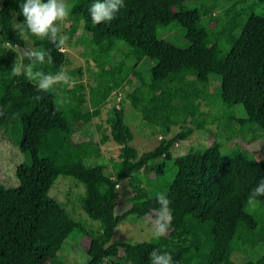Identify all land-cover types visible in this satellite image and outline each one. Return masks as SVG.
<instances>
[{
    "label": "trees",
    "instance_id": "1",
    "mask_svg": "<svg viewBox=\"0 0 264 264\" xmlns=\"http://www.w3.org/2000/svg\"><path fill=\"white\" fill-rule=\"evenodd\" d=\"M228 1V6L218 13L211 10L206 18L204 7L223 6L224 0H124L116 19L93 26L88 9L94 0H68L70 34L79 25L90 34L86 56L97 63L99 71L89 98L79 93L82 83H76L62 103L54 89L59 85L38 92L23 76L9 78L15 60L29 61L24 53L19 55L6 45L24 47L29 39L34 50H50L53 63L40 68L45 73L59 72L65 54L47 40L20 36L24 21L20 4L25 0H0V82L8 83L0 89V107L7 108L0 109L5 111L0 130L24 155L15 168L18 183H0V264H54L61 249L40 242L38 235L43 233L82 240L88 255L84 264H149L153 249L170 253L173 264H241L232 260L235 251L247 257L243 264H264V197L257 198L255 208L247 204L252 189L264 180V158H253L242 149L220 155L190 151L173 156L172 146L186 139L193 127H183L171 138H161L153 149L139 153L130 144L133 132L123 108L115 106L106 126L116 133V159L103 161L97 140L72 139L79 109L90 104V113L83 116L88 122L133 68L130 65L116 74L104 67L105 59L119 46L139 48L147 60L149 78L136 94L137 110L150 126L165 133L169 125L191 118L196 128L203 127L206 121L199 104L176 105L174 100L196 86L206 89L216 76L221 102L229 108L241 106L264 129V0ZM182 3L192 4L181 10L178 5ZM172 28L188 40L187 47L162 37L164 30ZM182 67L194 69L195 76L183 75ZM75 73L82 74L77 69L68 75ZM36 96L41 99L37 101ZM168 161L171 177H165ZM151 174L158 181L149 191L144 179ZM58 175L71 176L84 186L80 204L98 222L95 234L49 195ZM124 179L130 180V206L116 214L115 189ZM164 184L173 219L163 242L152 237L140 242L111 241L114 228L130 216L155 218L160 207L156 197Z\"/></svg>",
    "mask_w": 264,
    "mask_h": 264
},
{
    "label": "rangeland",
    "instance_id": "2",
    "mask_svg": "<svg viewBox=\"0 0 264 264\" xmlns=\"http://www.w3.org/2000/svg\"><path fill=\"white\" fill-rule=\"evenodd\" d=\"M68 3V0H66ZM223 6L212 8L207 5L203 9V15L207 18L211 14V10L215 13L230 4L228 0H224ZM218 3H221L218 0ZM188 4L182 3L178 8L185 10ZM212 12V13H213ZM203 16V17H204ZM70 22L66 20L61 25V34L66 35L68 40L66 45L61 48L65 54V63L63 69L68 73L77 69L81 70V75L71 74L73 84L71 87L59 85L55 87V91L59 93L60 101L64 102V96L67 90H72L76 83H82L84 89L79 93H84L86 98L90 96L91 86L96 84V73L99 71L97 63L90 56L86 55L90 51V34L86 32L82 25H79L77 30L70 34ZM162 37L178 47H187L189 45L176 28L164 30L161 33ZM19 55L27 50H34V46L29 39H26L24 47L6 45ZM104 67L114 71L116 74H122L125 67L130 65L133 68L127 74L126 79L118 89H113L107 99L98 107V114L91 117L88 122L83 120L86 113H90V104H84L76 114L74 121V130L72 139L74 141L81 140H97L100 144L103 161L116 159L119 152L116 133L114 130L106 126V118L110 109L115 106L123 108L125 113V121L133 132V139L130 144L137 149L139 153L153 149L159 144L161 138H171L183 127H193L192 133L184 140L178 141L171 148L173 156L186 154L190 151L198 155H220L234 149H242L247 154L256 159L264 158V129L258 127L254 120L251 119L243 111L241 106L236 105L229 108L221 102L220 88L216 76L208 84L206 89L196 86L186 92L181 93L174 100L176 105H181L189 102L199 104L202 118L206 121L205 125L196 128L191 118L183 124H171L168 126L167 132H161L158 126L152 127L143 119L140 112L137 110L138 97L136 89L142 82L148 81L149 75L147 72L148 63L144 53L139 49H129L125 46L117 47L110 58L105 59ZM181 73L187 77H194L195 70L188 67H182ZM8 83L0 82V89H5ZM64 89V90H63ZM153 90V85H150ZM100 127V128H98ZM24 160V155L18 150L11 138L5 132L0 130V183L4 186H15L18 183L15 177V168ZM165 177L172 176V165L168 161L166 164ZM158 181L154 174L144 179V186L148 187L149 191ZM129 179L122 180L116 186V206L115 213L120 214L129 206V197L131 196V188ZM167 186L164 184L160 188L159 193H165ZM84 193V186L72 178L71 176L58 175L53 182L49 195L56 198L59 203L68 211L71 218L81 221L88 232L95 234L98 228V222L91 220L80 204V197ZM151 194V192L149 193ZM152 218L143 217L136 219L132 215L127 220L121 221L113 230L111 241L124 240L129 242H140L149 240L151 235ZM263 243H261L264 251V228L261 229ZM163 238L160 241L163 242ZM38 239L42 243H48L55 247H60V256L55 259L54 264H83L87 261L88 255L82 244V240H71L63 238L57 233H43L38 235ZM84 240V237H82ZM246 256L240 251H235L232 255V260L236 263L243 264L246 261Z\"/></svg>",
    "mask_w": 264,
    "mask_h": 264
},
{
    "label": "clouds",
    "instance_id": "3",
    "mask_svg": "<svg viewBox=\"0 0 264 264\" xmlns=\"http://www.w3.org/2000/svg\"><path fill=\"white\" fill-rule=\"evenodd\" d=\"M124 6V0H94L88 9L92 25L98 26L113 21ZM70 9L71 6L66 0H25L23 4H20V13L24 17L20 36L47 40L57 49L62 48L66 45L68 37L61 34V25L69 17ZM24 57L29 63L24 64L22 60H15L9 78L23 76L27 81L34 83L38 92H48L56 85L72 86L73 78L63 68L55 74L40 70L45 64L53 63L50 50L43 48L27 50ZM34 99L39 101L41 97L36 96ZM0 109L7 110L6 107H0ZM4 115L5 111L0 110V116ZM258 197H264V180L252 189L247 204L255 208ZM156 199L160 207L151 221V235L153 239L159 240L170 231L173 217L169 207L171 201L167 195L163 192L158 193ZM149 264H173L172 256L170 253H161L160 250L153 249L149 253Z\"/></svg>",
    "mask_w": 264,
    "mask_h": 264
}]
</instances>
